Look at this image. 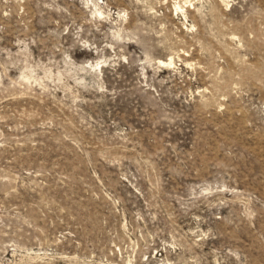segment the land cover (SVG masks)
I'll return each instance as SVG.
<instances>
[{"label":"rangeland","instance_id":"obj_1","mask_svg":"<svg viewBox=\"0 0 264 264\" xmlns=\"http://www.w3.org/2000/svg\"><path fill=\"white\" fill-rule=\"evenodd\" d=\"M0 264H264V0H0Z\"/></svg>","mask_w":264,"mask_h":264},{"label":"bare ground","instance_id":"obj_2","mask_svg":"<svg viewBox=\"0 0 264 264\" xmlns=\"http://www.w3.org/2000/svg\"><path fill=\"white\" fill-rule=\"evenodd\" d=\"M170 60H171V59H169L167 62L170 63ZM164 62H166V61H164ZM162 63H163V62H162ZM165 64H166V63H165Z\"/></svg>","mask_w":264,"mask_h":264}]
</instances>
